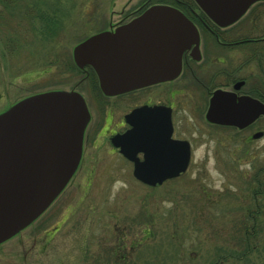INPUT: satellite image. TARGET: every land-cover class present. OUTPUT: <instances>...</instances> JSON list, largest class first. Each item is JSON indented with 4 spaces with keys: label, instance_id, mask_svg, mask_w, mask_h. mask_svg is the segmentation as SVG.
I'll use <instances>...</instances> for the list:
<instances>
[{
    "label": "rangeland",
    "instance_id": "rangeland-1",
    "mask_svg": "<svg viewBox=\"0 0 264 264\" xmlns=\"http://www.w3.org/2000/svg\"><path fill=\"white\" fill-rule=\"evenodd\" d=\"M38 1L24 0L0 19V114L36 93L61 90L80 92L94 107L96 79L76 66L75 47L153 5H194L65 0L71 12L64 29L47 43L20 16ZM9 38L22 47L15 57ZM93 123L77 173L40 219L0 246V264H264V138L255 150L243 149L235 131L176 114L177 138L191 142L192 162L185 175L148 187L92 133Z\"/></svg>",
    "mask_w": 264,
    "mask_h": 264
},
{
    "label": "water",
    "instance_id": "water-1",
    "mask_svg": "<svg viewBox=\"0 0 264 264\" xmlns=\"http://www.w3.org/2000/svg\"><path fill=\"white\" fill-rule=\"evenodd\" d=\"M195 1L226 25L259 0ZM198 42L182 11L154 5L114 32L78 45L74 59L81 68L92 66L105 94L118 95L176 78L184 52ZM221 100L213 102L209 121L244 127L263 115L222 113ZM170 112L137 109L126 117L132 128L112 139L134 163L135 178L151 187L181 176L191 161L190 143L173 138ZM89 119L83 97L67 91L28 97L0 115V244L37 220L66 188L80 164Z\"/></svg>",
    "mask_w": 264,
    "mask_h": 264
},
{
    "label": "flooded vegetation",
    "instance_id": "flooded-vegetation-1",
    "mask_svg": "<svg viewBox=\"0 0 264 264\" xmlns=\"http://www.w3.org/2000/svg\"><path fill=\"white\" fill-rule=\"evenodd\" d=\"M181 3L177 8L197 29L199 42L184 52L179 75L117 96H107L97 88L95 106L87 102L90 123L94 122L92 133L98 134L99 139L105 137L112 152L122 158L111 140L131 128L126 116L145 106L171 110L176 138V114H197L209 127L235 131L241 136L243 149H250L264 138V115L244 127L222 125L207 118L213 102L221 98L222 113L264 114V0L255 2L240 18L226 25L205 14L195 0L194 5ZM139 157L143 159V154ZM255 157L256 152L248 160ZM126 161L134 168L132 162Z\"/></svg>",
    "mask_w": 264,
    "mask_h": 264
},
{
    "label": "trees",
    "instance_id": "trees-1",
    "mask_svg": "<svg viewBox=\"0 0 264 264\" xmlns=\"http://www.w3.org/2000/svg\"><path fill=\"white\" fill-rule=\"evenodd\" d=\"M22 2L24 3V0H0V19H5L6 15L11 16L23 5ZM68 7L65 0H39L35 4L27 6L24 11L22 10L23 13L20 16L27 18L38 39L47 43H55L64 29L65 18L69 16V11L71 12V8L68 9ZM15 44L17 43L13 38H9L6 42L9 52H14L10 54L14 55L11 57L17 56L22 49L20 45Z\"/></svg>",
    "mask_w": 264,
    "mask_h": 264
}]
</instances>
